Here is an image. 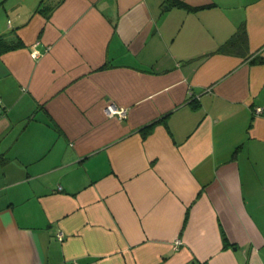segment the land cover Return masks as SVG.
Masks as SVG:
<instances>
[{
    "label": "crops",
    "instance_id": "obj_1",
    "mask_svg": "<svg viewBox=\"0 0 264 264\" xmlns=\"http://www.w3.org/2000/svg\"><path fill=\"white\" fill-rule=\"evenodd\" d=\"M180 1L0 0V264H264V0Z\"/></svg>",
    "mask_w": 264,
    "mask_h": 264
},
{
    "label": "trees",
    "instance_id": "obj_2",
    "mask_svg": "<svg viewBox=\"0 0 264 264\" xmlns=\"http://www.w3.org/2000/svg\"><path fill=\"white\" fill-rule=\"evenodd\" d=\"M42 1L40 2V6L37 8V10L43 12V6ZM62 0H57V3H59ZM173 4L181 5L182 2L180 0H171ZM56 3V4H57ZM247 43V35L246 31L243 26H240L238 30L231 36V38L226 41L224 44H222L219 48L216 49L217 52L222 53H229L234 52L235 50H238V48H242ZM21 44L19 41L15 43H8L6 42L2 37H0V53L15 49L16 47H19ZM264 61V58L259 57L253 60V62L260 63Z\"/></svg>",
    "mask_w": 264,
    "mask_h": 264
},
{
    "label": "built area",
    "instance_id": "obj_3",
    "mask_svg": "<svg viewBox=\"0 0 264 264\" xmlns=\"http://www.w3.org/2000/svg\"><path fill=\"white\" fill-rule=\"evenodd\" d=\"M31 55L33 56V57H36V56H38L39 55V52H38V50H32L31 51ZM105 113L107 114V115H117V116H119V117H124L125 115H126V108H124V107H118V106H116L113 102H107L106 104H105ZM261 108L260 107H256L255 108V112L256 113H260L261 112ZM56 237L58 238V239H61L62 238V234H61V232H59V233H57V235H56ZM175 244H179V240H176L175 241Z\"/></svg>",
    "mask_w": 264,
    "mask_h": 264
}]
</instances>
